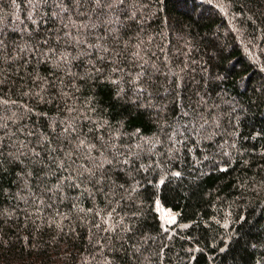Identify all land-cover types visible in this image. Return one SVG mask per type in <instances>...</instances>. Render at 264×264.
<instances>
[{"label":"trees","instance_id":"trees-1","mask_svg":"<svg viewBox=\"0 0 264 264\" xmlns=\"http://www.w3.org/2000/svg\"><path fill=\"white\" fill-rule=\"evenodd\" d=\"M0 264H264V0H0Z\"/></svg>","mask_w":264,"mask_h":264},{"label":"rangeland","instance_id":"rangeland-1","mask_svg":"<svg viewBox=\"0 0 264 264\" xmlns=\"http://www.w3.org/2000/svg\"><path fill=\"white\" fill-rule=\"evenodd\" d=\"M157 211L163 217L166 221L171 222L174 220V215L169 210L164 209L161 205H157L156 207Z\"/></svg>","mask_w":264,"mask_h":264}]
</instances>
